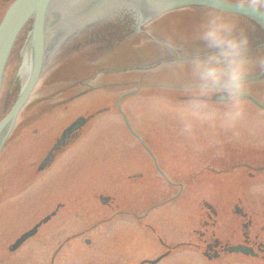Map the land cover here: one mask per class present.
Here are the masks:
<instances>
[{"label":"rangeland","instance_id":"obj_1","mask_svg":"<svg viewBox=\"0 0 264 264\" xmlns=\"http://www.w3.org/2000/svg\"><path fill=\"white\" fill-rule=\"evenodd\" d=\"M72 1L70 0L73 5L64 12L62 7L66 8V1H58L52 8L54 13L51 16L57 17V25L52 37L50 36V42L55 41L59 47H63L71 40L64 31V25L70 27V30L78 27V20L73 17L76 2ZM213 11L220 14V11ZM200 17L205 19L206 16ZM175 29L179 30L177 27ZM24 41V34H19L4 66L0 87V118L14 101L21 85L17 79V68ZM194 49L195 54L204 51L203 47ZM76 56H71L73 64L76 60H82V64L79 63L77 67L73 65L70 68H58V72L72 71L73 76H82L96 68V64L100 66L107 60L102 58L94 62L85 56L79 55L77 58ZM48 62L49 59L44 61L36 86L20 109L13 130L0 150V203L14 201L17 204V208L12 212L0 215V247L12 239L18 228H22L21 223L17 221L20 220V216L28 217L27 206L33 201L43 199H66V217L58 221L51 220L50 231L57 232L58 235L74 231H83L90 235L91 232L97 247L101 248L110 246L106 238L108 235L98 234L101 232L163 231L174 232L185 238L186 232L201 229L202 220L207 218L202 198L222 212L216 219L217 232L239 231L238 218L231 210L233 202L239 197L244 204H251L250 208L264 211V112L244 99L245 114L235 128L226 130L218 123L197 124L193 135L188 137L180 132V116L186 114L187 105V101L181 97L184 95V89L172 92L159 89L161 85L155 89L142 88L137 94L125 98L121 104L129 106L127 110L129 122H135L142 134L147 136L148 141L154 143V150L164 174L176 182L183 183L177 197L172 196L176 191L174 192V189L167 186L164 181L161 182L152 170H142L138 177L131 176L134 169L140 171L141 160L126 158L123 161V158L115 157L118 153L114 151H120V145L125 141L118 127L120 122L124 121L116 111H102L94 116L90 122L108 124L113 122L115 127L97 128L94 133L96 138L94 136L82 139L78 143L77 154L74 155L73 152L63 170L57 171L52 165L36 175L30 167L31 164L37 160L44 145L57 131V127L74 112L61 111L59 112L61 115L57 113L55 116L52 112H45V100L53 96L65 82V79L57 78L58 72L55 73L56 78L51 79ZM175 69L182 77L174 81L172 78L167 80L168 78L164 77V82L173 81L176 85H183L191 81V73L184 62H179ZM160 79L155 75L151 82L155 83ZM263 88L264 79H261L256 84L255 95L262 100ZM82 98L83 96L74 102L84 101ZM103 102L110 105L111 98ZM212 104L217 112L223 113V104L217 102ZM78 107L79 105L69 109L75 110ZM80 109L82 112L83 108ZM117 161L122 162V166L131 165L126 169L128 180L123 183L121 181L123 186H119L117 192L116 201L120 203L119 208L127 212L121 215L100 202L96 196L100 191L110 192L112 177H116V181L120 182L116 170ZM135 161L137 164L133 165ZM146 213L147 215H144ZM258 221L264 226V213ZM43 229L45 230V227ZM193 253L180 248L179 262L194 264L259 262L252 256L243 254H230L225 260L209 261L201 254L197 256ZM11 261V255L0 251V264H10Z\"/></svg>","mask_w":264,"mask_h":264},{"label":"flooded vegetation","instance_id":"obj_2","mask_svg":"<svg viewBox=\"0 0 264 264\" xmlns=\"http://www.w3.org/2000/svg\"><path fill=\"white\" fill-rule=\"evenodd\" d=\"M227 1L245 4L264 13V0ZM9 2V0H0V14ZM153 4L147 1H120L108 14L109 18L106 17L108 20L104 18L105 21L99 22L101 24L98 23L77 33L63 47L57 46L50 53L48 67L51 79L56 78L55 73L58 72V68L65 69L73 65L77 67L79 63L82 64V60H76L73 64L71 56L77 55V58L82 55L94 62L102 58H107V60L103 61L105 64L100 66L95 63L96 68L82 76H73L72 71L57 73V78L65 79V82L53 96L45 100V112H52L54 116L61 111L74 112L69 119L66 118L64 123L57 127V131L44 145L37 160L31 164L30 167L36 175L52 165L57 171L63 170L73 152H75L74 155L77 154L78 143L82 139L94 136L96 138L94 133L97 128L115 127L113 122L111 124L90 122L94 116L102 111H116L124 121L120 122L118 127L125 141L120 145V151H114L118 153L115 157L123 158V161L126 158L141 160L139 162L140 171L137 172L134 169L131 176L138 177L142 170H152L161 182L164 181L167 186L174 189V192L176 191L172 196L179 195L183 183L176 182L164 174L154 150V143L148 141L147 136L142 134L135 122H129L127 111L129 106L121 103L128 96L137 94L142 88L155 89L161 85L159 89L173 92L182 90L191 83L190 81L183 85L174 84V79L182 77L175 68L179 62H184L187 58L196 55L194 48H204L198 39V30L204 18L198 16L210 11L211 7L199 3L180 5L147 18L140 29L133 28V24H136L135 15L154 11ZM219 13L230 16L228 19L236 24L238 31L247 34L254 57H264V23L240 14L226 11ZM198 20L200 22H197ZM190 24L191 30L188 29ZM179 26L184 28L180 29ZM176 27L179 30H176ZM49 37L50 35L46 33L47 40ZM102 53L105 55H101ZM254 66L249 76L264 70L258 64ZM155 75L161 78L157 81L158 83L151 82ZM164 77L168 78L167 80L172 78L173 81L164 82ZM261 79H264V74L258 79H248L247 93L264 105V100L255 95L256 84ZM82 96L84 101L74 102ZM181 97L186 100L184 95ZM109 98H111V104H103V101ZM244 99L247 98L244 97ZM250 102L263 111L255 103ZM77 105H79L78 109H69ZM80 107L83 108L82 112L79 111ZM80 117L84 119V122L72 127L75 124L74 121ZM12 130L13 128L7 139ZM117 163L116 170H118L120 182L116 181V177H112L110 192L100 191L96 196L105 201L118 215H121L127 212L119 208L120 203L116 201V197L119 186H123L121 181L123 183L128 180L129 175L126 169L131 165L129 162V166L124 164L122 166L120 161ZM136 164L137 161L133 163V165ZM248 174L251 175V173ZM201 200L206 208L204 213L207 218L202 220L201 229L186 232L185 238H181L174 232L163 231L98 233L108 235L106 238L110 246L106 248L97 247L91 232H89L90 235L83 231L58 235L57 232L50 231L51 220L56 221L57 219L58 221L66 217V199L36 200L27 206L28 217H19L20 220L17 222L21 223L22 228H18L19 230L12 239L0 247V251L12 256L10 264H194L179 262L180 248H186L197 256L201 254L211 261L225 260L230 254H240V252H231L230 248L234 245H243L253 250L252 257L259 261L255 264H264V226L258 221L264 213L263 209L250 208L251 204H244L242 198L239 197L231 206V210L239 221V231L217 232L216 219L222 212L213 207L205 198ZM222 204L225 205L224 202ZM16 208L17 204L14 201L9 203L1 201L0 215L12 212ZM33 227L32 235L12 248L16 239ZM43 227L45 230H42Z\"/></svg>","mask_w":264,"mask_h":264},{"label":"clouds","instance_id":"obj_3","mask_svg":"<svg viewBox=\"0 0 264 264\" xmlns=\"http://www.w3.org/2000/svg\"><path fill=\"white\" fill-rule=\"evenodd\" d=\"M198 39L204 52L184 61L191 83L184 88L187 105L186 114L180 116V132L188 137L197 124L218 123L226 130L235 128L245 114L249 73L254 64L264 69V57L253 56L247 34L238 31L236 24L221 14L206 15ZM217 97L223 104L222 114L212 104Z\"/></svg>","mask_w":264,"mask_h":264},{"label":"water","instance_id":"obj_4","mask_svg":"<svg viewBox=\"0 0 264 264\" xmlns=\"http://www.w3.org/2000/svg\"><path fill=\"white\" fill-rule=\"evenodd\" d=\"M58 1L64 2V0H13L8 5L4 14L2 15V18L0 20V85L3 76L4 65L9 56L11 48L16 40L17 34L20 32V30H22L25 27V25L28 22H30V29L27 33L23 47L27 46L28 48L30 67L24 82H22L17 97L10 105L5 115L0 119V146L3 143L5 137L7 136L14 122L17 112L26 101L40 73L43 62L44 47L46 43L45 30H46L47 16L49 15V11L52 4ZM120 1L123 2L124 0H83L81 2H78L74 6L73 8L74 9L73 13L75 14L74 17H76L80 21L83 20L82 22H85L84 19L95 17L96 14L97 15L100 14V16L98 15L97 20L93 19L89 23L92 22L95 23L100 21L101 19H102L101 22H103L105 21V19L108 20L109 17L107 15L112 12L111 10ZM132 1L135 2L147 1L148 3L149 2L154 3L152 5L154 11L148 13H139L135 15L136 24L135 25L133 24V28L135 29H140L142 23L147 18L157 16V14H159L160 12L166 9L187 3H194V2L204 5H209L225 11L241 13L246 16L254 18L259 23H264V13H262L261 11L247 5H243L239 3H231L225 0H132ZM65 5L67 4L65 3ZM106 16L108 18H105ZM21 56L22 55L20 53V64L17 68V73L19 71L22 61ZM249 98L255 101V99H253L251 96H249ZM262 108L264 109L263 106ZM82 122H84V120L82 118H79L75 121V124H73L72 127L81 125ZM33 231L34 229L27 231L20 238L27 237L28 235L32 234ZM230 250L241 251L242 253L245 254L253 253L250 248L248 247L243 248L242 246H233L230 248Z\"/></svg>","mask_w":264,"mask_h":264},{"label":"bare ground","instance_id":"obj_5","mask_svg":"<svg viewBox=\"0 0 264 264\" xmlns=\"http://www.w3.org/2000/svg\"><path fill=\"white\" fill-rule=\"evenodd\" d=\"M65 1V0H64ZM74 1V2H73ZM72 2L73 3H75L76 2V4L78 3V2H81V1H83V0H73ZM225 1H227V0H225ZM230 2V1H229ZM56 3L57 2H55L54 4H52V6H51V8H50V10L52 9V8H54L53 6L54 5H56ZM66 8L65 9H63V11L62 12H64V11H66L67 10V8L70 6V5H73L71 2H70V0H66ZM75 4V5H76ZM188 4V3H187ZM200 4V3H199ZM74 5V6H75ZM184 5V4H183ZM206 6H209V5H206ZM177 7V6H176ZM209 7H211V10L210 11H207V12H205L204 13V15L206 16L208 13H216L215 11H213V10H216V11H220L221 9H218V8H215V7H212V6H209ZM74 8V7H73ZM173 8H175V7H173ZM169 9H172V8H169ZM213 9V10H212ZM168 10V9H167ZM57 11H59V9L57 10ZM57 11H55V14L57 13ZM50 12V11H49ZM52 13H54V9H52L51 10V12L49 13V16L47 17V21H46V30H45V35H46V33H47V35L49 34L50 36L51 35H53V33H54V31H55V27H56V25H57V20H56V16H55V18H53L54 17V15L53 16H51V14ZM71 15V14H70ZM83 15H84V13H83ZM51 16V18H49ZM72 16V15H71ZM201 16V15H200ZM74 17V16H73ZM84 17V16H83ZM75 18V17H74ZM51 19V20H50ZM93 19H95V20H97L98 19V15L96 14L95 15V17H91V18H88V19H84V21L85 22H82L83 20H78V23H77V21H76V23H77V25H78V27H76L75 29L73 28V30H70L69 28L70 27H65L66 26V24L64 25V31L67 33V37H70V38H72L73 36H75L77 33H81L83 30H85V29H87V28H91V27H93V26H95L96 24H98L97 22H95V23H89V22H91ZM76 20V19H75ZM144 23V22H143ZM142 23V24H143ZM86 24V25H85ZM85 25V26H84ZM195 25H197L196 23H195ZM192 26H191V24H190V26L188 25V29H190ZM70 30V31H69ZM68 31H69V33H68ZM73 31H75V32H73ZM195 32V31H194ZM196 32H197V30H196ZM52 37V36H51ZM51 40H53V38L51 39ZM57 44H55V41H51L50 42V40H49V42H48V44H46L45 45V47H44V55H43V59L44 60H46V59H48L49 58V56H50V53L51 52H53L56 48H57ZM21 57H22V61H21V65H20V68H19V71H18V73H17V79L20 81V82H24V80H25V78H26V76H27V74H28V71H29V67H30V58H29V52H28V48H27V46H24L23 47V50L21 51ZM15 87H17V86H15ZM17 241H16V244L14 245V246H16L17 244H19L20 242H22L23 240H24V238H17L16 239ZM13 246V247H14Z\"/></svg>","mask_w":264,"mask_h":264}]
</instances>
